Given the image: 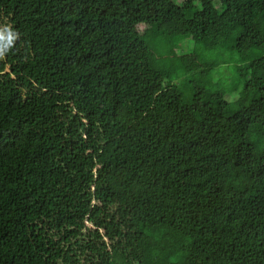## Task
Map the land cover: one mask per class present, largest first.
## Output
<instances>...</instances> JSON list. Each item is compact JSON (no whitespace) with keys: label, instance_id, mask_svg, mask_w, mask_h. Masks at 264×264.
<instances>
[{"label":"trees","instance_id":"1","mask_svg":"<svg viewBox=\"0 0 264 264\" xmlns=\"http://www.w3.org/2000/svg\"><path fill=\"white\" fill-rule=\"evenodd\" d=\"M8 26L0 264H264V0H0Z\"/></svg>","mask_w":264,"mask_h":264},{"label":"clouds","instance_id":"2","mask_svg":"<svg viewBox=\"0 0 264 264\" xmlns=\"http://www.w3.org/2000/svg\"><path fill=\"white\" fill-rule=\"evenodd\" d=\"M16 37L17 34L11 30V26L0 29V58L4 57Z\"/></svg>","mask_w":264,"mask_h":264},{"label":"rangeland","instance_id":"3","mask_svg":"<svg viewBox=\"0 0 264 264\" xmlns=\"http://www.w3.org/2000/svg\"><path fill=\"white\" fill-rule=\"evenodd\" d=\"M174 64H177L176 60H173Z\"/></svg>","mask_w":264,"mask_h":264}]
</instances>
